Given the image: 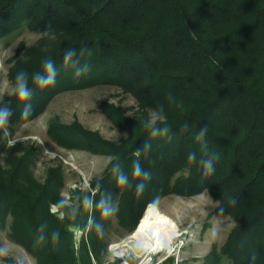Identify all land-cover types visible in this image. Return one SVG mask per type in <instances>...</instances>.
<instances>
[{"label":"trees","instance_id":"16d2710c","mask_svg":"<svg viewBox=\"0 0 264 264\" xmlns=\"http://www.w3.org/2000/svg\"><path fill=\"white\" fill-rule=\"evenodd\" d=\"M24 23L44 38L10 69L9 79L14 85L17 73L26 74L31 114L23 119L26 104L10 95L0 102V109L11 111L6 126L35 117L54 94L99 84L130 94L139 116L132 121L107 111L128 133L120 144L75 125L50 126L58 145L114 158L90 191L75 192L68 208L61 205L60 171L48 170L38 183L29 152L10 156L0 130V228L10 219L9 239L35 264H117L108 262L106 241L113 196L120 199L118 223L130 235L157 197L206 192L219 203V213L242 223L203 264H218L220 257L264 264V0H0V39ZM68 52L73 56L65 64ZM45 59L55 65L56 82L41 89L33 77L44 74ZM86 65L88 71L77 77ZM150 113L166 135H150ZM205 126L206 147L195 139ZM202 159L213 161L210 175ZM136 161L148 178L133 176ZM182 169L188 177L171 184ZM121 175L127 184L118 183ZM52 205L62 218L50 213ZM104 208L112 210L109 215ZM71 227L82 232L77 243ZM162 264H174L173 258Z\"/></svg>","mask_w":264,"mask_h":264},{"label":"rangeland","instance_id":"374dc122","mask_svg":"<svg viewBox=\"0 0 264 264\" xmlns=\"http://www.w3.org/2000/svg\"><path fill=\"white\" fill-rule=\"evenodd\" d=\"M43 38V35L32 31L24 23L0 39V85L6 87L4 94L0 96V102L11 95L14 87L9 79L10 69L16 63L26 60L28 50L41 46ZM110 109L132 121L139 116L134 98L116 86L99 84L54 94L35 117L20 124L5 126L8 133L7 147L12 149L9 155L22 156L29 152V170L40 184L45 181L48 170H59L63 181L61 205L71 207L75 192L90 191L91 183L102 178L114 158L108 154L60 146L49 136L48 131L56 123L65 127L75 125L107 142L120 144L127 139L128 133L108 117L107 111ZM153 115L154 113H150V118ZM0 130L5 133L4 129ZM9 141H13L12 146H9ZM4 159L0 158V165L3 167ZM188 174L187 169L179 170L173 176L171 184L178 179L187 178ZM119 202V195L112 197L114 217L106 232L109 263L162 264L173 258L174 264H203V259L213 249L219 252L231 232L242 223L240 218L219 213V203L206 192L189 197L175 194L159 196L152 205L176 224L178 235L170 248L155 255L144 254L137 249L135 243L130 244L132 233L127 235L124 227L118 223L116 216L120 213ZM50 213L62 217L57 206L52 205ZM9 228L10 219H7L4 227L0 228V264H35L33 258L9 239ZM70 232L77 243L82 232L74 227L70 228ZM218 264L232 263L220 257Z\"/></svg>","mask_w":264,"mask_h":264},{"label":"clouds","instance_id":"9594fccd","mask_svg":"<svg viewBox=\"0 0 264 264\" xmlns=\"http://www.w3.org/2000/svg\"><path fill=\"white\" fill-rule=\"evenodd\" d=\"M73 53L68 52L64 56V62L65 64H68L72 60ZM44 74L36 73L33 77V81L35 85L41 89L47 88L49 86H53L56 82V68L54 63L50 59H45L42 64ZM88 71V66L86 65L84 69L77 70L76 76L79 77L83 72ZM6 90L5 85H0V96L4 94ZM11 95H15L16 99L20 103H25L26 107L22 111V118L27 119L31 114V104L28 103L33 95L32 90L28 87V79L26 77V74L23 71H20L17 73L15 77V84L14 87L11 90ZM11 115V111L7 108L0 109V129L5 130V136L8 135L6 131V124L8 122V118ZM159 118L155 114L153 117L147 122L145 125L146 128L150 129V135L152 137H157L159 135H166L168 132L167 128H157L155 127L156 119ZM187 127V125H185ZM207 134V127L201 128L199 132L197 133L195 139L197 142H205L206 147V137ZM13 141H9V146H12ZM150 148V144H145L144 151H147ZM141 150H137L135 155L139 156ZM218 155V154H217ZM196 156L195 153H190L188 156L189 161H195ZM201 165L203 166L205 170L206 175H210L214 171L213 161L211 159H202L200 161ZM132 174L135 177H140L143 175L145 178H148L149 174L143 172L142 168L140 167V164L138 161H136L133 165ZM118 183L121 185H125L128 183L127 176L121 175L118 179ZM143 184H140L137 186V193H141L143 191ZM112 210L110 208H104L103 215L107 216L110 214ZM62 218V217H61ZM56 234L53 235V240H55ZM43 239V237H41ZM255 259V257H253Z\"/></svg>","mask_w":264,"mask_h":264},{"label":"bare ground","instance_id":"6f19581e","mask_svg":"<svg viewBox=\"0 0 264 264\" xmlns=\"http://www.w3.org/2000/svg\"><path fill=\"white\" fill-rule=\"evenodd\" d=\"M177 235L176 224L156 206L149 205L130 237V244L135 243L137 249L144 254L155 255L170 248Z\"/></svg>","mask_w":264,"mask_h":264}]
</instances>
